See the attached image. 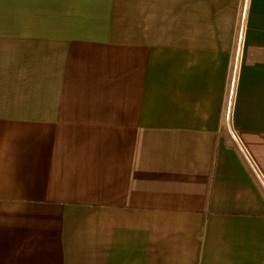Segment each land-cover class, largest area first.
Wrapping results in <instances>:
<instances>
[{"label":"crops","instance_id":"0c3cea01","mask_svg":"<svg viewBox=\"0 0 264 264\" xmlns=\"http://www.w3.org/2000/svg\"><path fill=\"white\" fill-rule=\"evenodd\" d=\"M0 264H264V0H0Z\"/></svg>","mask_w":264,"mask_h":264}]
</instances>
